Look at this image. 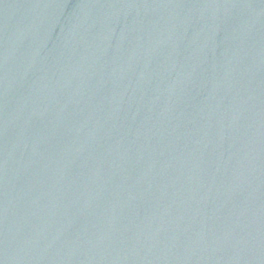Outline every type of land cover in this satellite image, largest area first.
<instances>
[{
	"label": "water",
	"instance_id": "1",
	"mask_svg": "<svg viewBox=\"0 0 264 264\" xmlns=\"http://www.w3.org/2000/svg\"><path fill=\"white\" fill-rule=\"evenodd\" d=\"M0 264H264V0H0Z\"/></svg>",
	"mask_w": 264,
	"mask_h": 264
}]
</instances>
